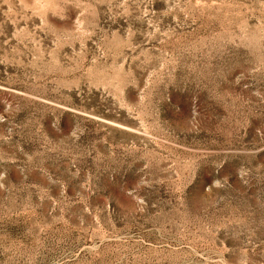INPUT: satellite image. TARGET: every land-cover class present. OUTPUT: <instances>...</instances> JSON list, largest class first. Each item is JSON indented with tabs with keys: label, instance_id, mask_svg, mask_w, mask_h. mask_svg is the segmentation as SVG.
<instances>
[{
	"label": "rangeland",
	"instance_id": "rangeland-1",
	"mask_svg": "<svg viewBox=\"0 0 264 264\" xmlns=\"http://www.w3.org/2000/svg\"><path fill=\"white\" fill-rule=\"evenodd\" d=\"M0 264H264V0H0Z\"/></svg>",
	"mask_w": 264,
	"mask_h": 264
}]
</instances>
